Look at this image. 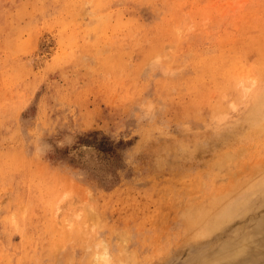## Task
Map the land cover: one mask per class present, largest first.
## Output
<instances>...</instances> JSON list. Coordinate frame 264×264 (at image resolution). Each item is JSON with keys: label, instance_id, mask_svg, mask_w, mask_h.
Instances as JSON below:
<instances>
[{"label": "rangeland", "instance_id": "374dc122", "mask_svg": "<svg viewBox=\"0 0 264 264\" xmlns=\"http://www.w3.org/2000/svg\"><path fill=\"white\" fill-rule=\"evenodd\" d=\"M0 264H264V0H0Z\"/></svg>", "mask_w": 264, "mask_h": 264}, {"label": "bare ground", "instance_id": "6f19581e", "mask_svg": "<svg viewBox=\"0 0 264 264\" xmlns=\"http://www.w3.org/2000/svg\"><path fill=\"white\" fill-rule=\"evenodd\" d=\"M240 181H243L242 180V178L240 179ZM240 181H239V183H240ZM242 185V184H241ZM211 201V200H210ZM203 206H204V204H203ZM197 207V206H196ZM195 208V207H194ZM197 208H200L201 209V207H197ZM196 211H197V209H195ZM198 212V211H197ZM183 213V212H182ZM195 213V212H194ZM194 216V215H193ZM105 248H106V246H105ZM104 251V250H103ZM96 254V260H99L100 258H102L101 260H103V261H105V262H107V261H109V258L107 257V252L105 253L104 252V254H103V256H101L100 254H97V253H95ZM260 254H262V253H260ZM99 255V256H98ZM100 257V258H99ZM112 263V262H111Z\"/></svg>", "mask_w": 264, "mask_h": 264}]
</instances>
